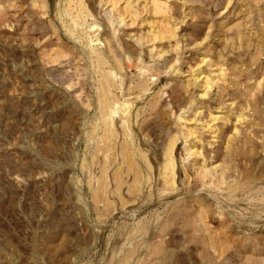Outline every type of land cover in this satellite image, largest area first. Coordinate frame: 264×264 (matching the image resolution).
I'll use <instances>...</instances> for the list:
<instances>
[{
    "label": "rangeland",
    "instance_id": "obj_1",
    "mask_svg": "<svg viewBox=\"0 0 264 264\" xmlns=\"http://www.w3.org/2000/svg\"><path fill=\"white\" fill-rule=\"evenodd\" d=\"M0 264H264V0H0Z\"/></svg>",
    "mask_w": 264,
    "mask_h": 264
}]
</instances>
